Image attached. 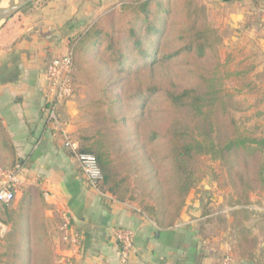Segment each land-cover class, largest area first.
<instances>
[{"label": "trees", "instance_id": "16d2710c", "mask_svg": "<svg viewBox=\"0 0 264 264\" xmlns=\"http://www.w3.org/2000/svg\"><path fill=\"white\" fill-rule=\"evenodd\" d=\"M217 31L200 0H121L86 24L68 41L72 76L86 84L99 127L81 137L79 149L95 156L105 192L135 202L163 228L173 226L201 192V157L218 161L222 185L234 196L229 216L231 226L241 228L235 256L242 264L256 258L258 238L242 227L240 215L249 194L264 191V137L237 119ZM116 87L120 94L113 93ZM7 149L0 133V152ZM14 164L9 156L0 158V170ZM43 193L24 187L0 205L7 227L0 264H57L52 234L62 220L59 214L47 219ZM210 203L201 208L203 237L212 236L210 226L224 217ZM59 233L61 247H68Z\"/></svg>", "mask_w": 264, "mask_h": 264}, {"label": "crops", "instance_id": "0c3cea01", "mask_svg": "<svg viewBox=\"0 0 264 264\" xmlns=\"http://www.w3.org/2000/svg\"><path fill=\"white\" fill-rule=\"evenodd\" d=\"M218 1L228 10L218 22L227 33V56L237 60L236 65H247L256 88L264 87V79L259 84L253 76L262 73L264 78V0ZM78 10L77 0H34L0 26V133L8 144L0 158L15 161L10 170L22 181L16 197L24 187H38L47 194L44 214L50 222L62 212L71 217L78 241L61 247L60 228L55 227L57 264H119L113 229L120 227L134 232L130 264H220L219 254L228 245L221 232L215 234L218 226L210 237L199 233L204 219L201 199L209 191L202 189L201 198V193L194 194L173 226L159 227L135 202L118 201L90 188L74 155L48 122L52 93L45 67L68 53ZM83 101L78 89L70 100L56 103L65 130L79 146L84 136ZM6 230L0 222L1 235Z\"/></svg>", "mask_w": 264, "mask_h": 264}, {"label": "rangeland", "instance_id": "374dc122", "mask_svg": "<svg viewBox=\"0 0 264 264\" xmlns=\"http://www.w3.org/2000/svg\"><path fill=\"white\" fill-rule=\"evenodd\" d=\"M34 1V0H33ZM121 0H77L78 3V14L76 20L79 22L76 30L70 34L69 39L75 36L82 28L104 14L107 10L112 8L114 5L120 3ZM208 10L209 21L215 28L218 29V34L222 37L221 42L218 45L219 55L224 62V69L228 73H231V78L226 82L231 86V82L234 86L230 89V92L234 94V101L238 105L237 119L242 126H246L251 129L256 128L255 135L264 137V87L259 85L253 89V80L250 77L251 73L248 70L247 65L237 64V60H232L227 56L225 46H223V40L227 33L223 28H220L218 22H222V18L227 13V8H223L218 0H200ZM8 2V1H7ZM6 2V3H7ZM4 3V4H6ZM76 3V2H75ZM223 8V9H222ZM69 41V40H68ZM69 50V43H68ZM69 52V51H68ZM247 64V62H246ZM236 70L241 71V75L236 73ZM262 84V83H259ZM75 91H81L84 96L82 106V125L84 135L95 134L99 127L92 115V107L89 96V91L86 84L81 80L80 77H75ZM114 94H120V90L116 87L113 90ZM224 171L218 161L210 159L209 156H202L199 161V182L197 188L202 191L203 185L207 184L210 189L207 190L210 194L202 203L209 200L211 208L220 213L221 217L219 221L214 222L212 227L215 234L222 233L224 242L227 248L223 253L219 254V259L225 254H230L233 259V264H238L235 249L237 238L239 234V227L231 226V218L229 211L233 207V194L229 187L223 186L222 181L224 178ZM205 190V189H203ZM139 192V191H138ZM201 193V192H200ZM202 193L200 194V198ZM139 197V193H137ZM201 203V208H202ZM246 213L243 218V214L240 217L243 219L242 227H244L250 236H256L258 238V245L256 248V258L253 261H247L242 264H264V191L257 193L253 192L249 194L248 203L244 205ZM214 226V227H213ZM221 236V237H222ZM232 242V243H231ZM0 244V252H2Z\"/></svg>", "mask_w": 264, "mask_h": 264}, {"label": "built area", "instance_id": "2783aa9c", "mask_svg": "<svg viewBox=\"0 0 264 264\" xmlns=\"http://www.w3.org/2000/svg\"><path fill=\"white\" fill-rule=\"evenodd\" d=\"M74 66L70 52L52 58L45 67V77L50 83L52 102L47 112V120L50 125L60 134L63 146L72 153L86 184L104 196L106 192L101 187L103 180L102 172L97 164L95 156L88 152L80 151L78 142L65 130V125L58 115L56 103L70 100L75 93V80L73 78ZM0 204H6L13 200L17 190L22 184L21 179L14 170H0ZM47 194L43 193L45 199ZM62 223L60 230L63 238L77 244V235L72 228V220L68 213L60 214ZM0 231V237H1ZM113 237L118 244L119 264H130V254L133 251L134 232L130 228L113 229ZM70 238V239H69ZM138 264V263H136ZM220 264H233L230 254H225L220 259Z\"/></svg>", "mask_w": 264, "mask_h": 264}, {"label": "water", "instance_id": "95a60500", "mask_svg": "<svg viewBox=\"0 0 264 264\" xmlns=\"http://www.w3.org/2000/svg\"><path fill=\"white\" fill-rule=\"evenodd\" d=\"M33 0H9L6 4L2 5V0H0V26L16 11L26 6ZM203 189L209 190L210 186L204 184Z\"/></svg>", "mask_w": 264, "mask_h": 264}, {"label": "bare ground", "instance_id": "6f19581e", "mask_svg": "<svg viewBox=\"0 0 264 264\" xmlns=\"http://www.w3.org/2000/svg\"><path fill=\"white\" fill-rule=\"evenodd\" d=\"M3 1H4V0H2V3H3ZM7 1H9V0H6V2H7ZM15 1H16V0H15ZM6 2H5V3H6ZM2 3H1V4H2Z\"/></svg>", "mask_w": 264, "mask_h": 264}]
</instances>
